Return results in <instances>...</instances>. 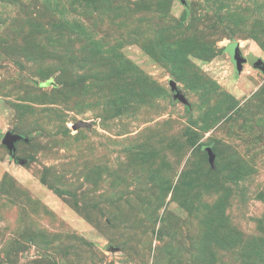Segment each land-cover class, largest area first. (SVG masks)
<instances>
[{"label":"rangeland","instance_id":"rangeland-1","mask_svg":"<svg viewBox=\"0 0 264 264\" xmlns=\"http://www.w3.org/2000/svg\"><path fill=\"white\" fill-rule=\"evenodd\" d=\"M257 59L264 0H0V264H264Z\"/></svg>","mask_w":264,"mask_h":264},{"label":"water","instance_id":"water-1","mask_svg":"<svg viewBox=\"0 0 264 264\" xmlns=\"http://www.w3.org/2000/svg\"><path fill=\"white\" fill-rule=\"evenodd\" d=\"M233 47V48H232ZM227 50L230 52L231 54V58H232V62L235 65V70L236 73L239 74L242 72L243 70V66L244 63H246V61H248V57H244L243 54L241 53L239 47H238V43H232L231 45L228 46ZM252 65H254L255 67H258L259 69H261L264 72V61L261 59H257V61L255 63H252ZM170 85L172 88V91L174 92V97L176 99L181 100L184 103H188V99L186 98V96L182 93L181 89L178 87L176 81L174 80H170ZM27 141L28 138L24 137L21 134L15 133L11 130L7 131L3 138H2V143L4 145H6V147L8 148L9 152H10V156L12 158H14L16 161L18 160L15 157V154L17 152V147L16 144L19 141ZM207 153L209 155V162L211 164H214L215 162V153L213 150V147L211 145L206 147Z\"/></svg>","mask_w":264,"mask_h":264},{"label":"trees","instance_id":"trees-1","mask_svg":"<svg viewBox=\"0 0 264 264\" xmlns=\"http://www.w3.org/2000/svg\"><path fill=\"white\" fill-rule=\"evenodd\" d=\"M187 14H188V12L186 11L185 14H184L183 19H186L187 18ZM225 50H227V48ZM17 162L20 163V164H23V161L22 160H18Z\"/></svg>","mask_w":264,"mask_h":264}]
</instances>
